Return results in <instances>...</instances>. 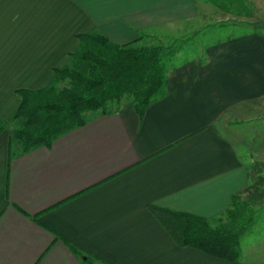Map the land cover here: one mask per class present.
Returning a JSON list of instances; mask_svg holds the SVG:
<instances>
[{"label": "crops", "instance_id": "obj_1", "mask_svg": "<svg viewBox=\"0 0 264 264\" xmlns=\"http://www.w3.org/2000/svg\"><path fill=\"white\" fill-rule=\"evenodd\" d=\"M205 4L0 0V264H256L179 246L162 219L174 210L216 220L251 182L226 129L264 117L257 27L168 66L164 95L141 116L123 98L87 112L83 125L50 145L23 151L10 142L22 91L51 82L78 35L96 31L129 44L176 28L184 44L212 24Z\"/></svg>", "mask_w": 264, "mask_h": 264}, {"label": "trees", "instance_id": "obj_2", "mask_svg": "<svg viewBox=\"0 0 264 264\" xmlns=\"http://www.w3.org/2000/svg\"><path fill=\"white\" fill-rule=\"evenodd\" d=\"M209 1L224 11L243 13L249 8L244 0ZM173 51V45L116 44L96 31L78 35L77 47L66 64L55 69L52 81L38 90L22 91V101L10 119L21 123L10 134V142H20L23 151L50 145L58 135L83 125L87 112L105 111L125 95L141 116L165 93L164 56ZM162 220L179 246L238 260L241 238L252 224L253 211L236 194L216 220L174 210H167Z\"/></svg>", "mask_w": 264, "mask_h": 264}, {"label": "rangeland", "instance_id": "obj_3", "mask_svg": "<svg viewBox=\"0 0 264 264\" xmlns=\"http://www.w3.org/2000/svg\"><path fill=\"white\" fill-rule=\"evenodd\" d=\"M204 1L206 3L204 12L209 16L208 21L212 24L198 31L196 36L195 33H192L190 41L186 40L184 44H181L178 38L185 39V37L178 33V29L174 28L163 30L160 35L157 32L156 37L148 31V35L142 34L140 41L134 44L150 46L151 44L157 45L175 40L177 43L176 46L173 45L175 52H170L168 56H164L165 68L167 69L168 66L175 65L185 57L198 52L201 46L218 39L222 40L228 34L247 32L253 27L264 32V0H244L249 8L246 10L242 8L243 13H237L233 10L224 11L215 6L212 1ZM123 98H128L131 101V98L126 95ZM253 116L245 119L253 118ZM18 121L20 125L21 120L18 119ZM14 129L15 127L11 130V134ZM226 132L237 136L234 140H238L236 145L239 146L240 156L246 162L250 178H252L246 192L241 196L251 205L253 211L252 224L241 238V256L247 257L248 260L253 259V262L256 261L257 264L258 261L264 260V117L247 121L242 119L240 122L231 124Z\"/></svg>", "mask_w": 264, "mask_h": 264}]
</instances>
